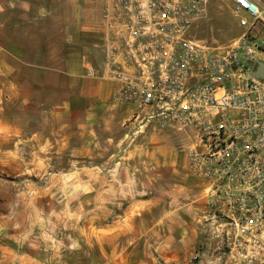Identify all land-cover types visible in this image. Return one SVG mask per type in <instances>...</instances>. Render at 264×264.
Instances as JSON below:
<instances>
[{
    "label": "crops",
    "instance_id": "1",
    "mask_svg": "<svg viewBox=\"0 0 264 264\" xmlns=\"http://www.w3.org/2000/svg\"><path fill=\"white\" fill-rule=\"evenodd\" d=\"M106 6L0 0V264H189L200 243L214 253L192 138L141 126L113 99Z\"/></svg>",
    "mask_w": 264,
    "mask_h": 264
},
{
    "label": "built area",
    "instance_id": "2",
    "mask_svg": "<svg viewBox=\"0 0 264 264\" xmlns=\"http://www.w3.org/2000/svg\"><path fill=\"white\" fill-rule=\"evenodd\" d=\"M212 0H107L106 71L132 121L187 133L189 170L208 183V264H264V0L230 3L240 29L221 50L192 34ZM216 262H214V261Z\"/></svg>",
    "mask_w": 264,
    "mask_h": 264
},
{
    "label": "rangeland",
    "instance_id": "3",
    "mask_svg": "<svg viewBox=\"0 0 264 264\" xmlns=\"http://www.w3.org/2000/svg\"><path fill=\"white\" fill-rule=\"evenodd\" d=\"M239 31L240 29L236 19L230 9V3L227 1L212 0L205 14L194 26L192 34L202 45L221 50L232 44L233 40L239 34ZM180 146L182 147L183 145H179L178 148H181ZM93 162L89 166H92ZM25 164L26 161H17L13 166H26ZM5 169L10 170L9 167L0 164V176L3 178L6 177ZM26 177L31 178L30 180L33 182L40 179L39 177ZM208 251L207 245L200 243L197 253L192 257V261L189 264H208L212 259L215 260Z\"/></svg>",
    "mask_w": 264,
    "mask_h": 264
},
{
    "label": "water",
    "instance_id": "4",
    "mask_svg": "<svg viewBox=\"0 0 264 264\" xmlns=\"http://www.w3.org/2000/svg\"><path fill=\"white\" fill-rule=\"evenodd\" d=\"M254 75L257 78L264 79V63H258V66H257L256 70L254 71Z\"/></svg>",
    "mask_w": 264,
    "mask_h": 264
}]
</instances>
